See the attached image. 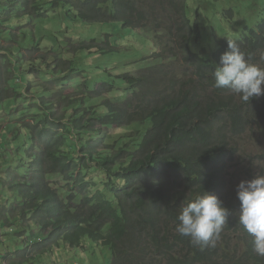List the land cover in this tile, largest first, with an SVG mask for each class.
Listing matches in <instances>:
<instances>
[{
    "label": "trees",
    "instance_id": "trees-1",
    "mask_svg": "<svg viewBox=\"0 0 264 264\" xmlns=\"http://www.w3.org/2000/svg\"><path fill=\"white\" fill-rule=\"evenodd\" d=\"M57 12L66 21L67 45L76 37L70 34L74 21L87 26L80 33L89 36L93 22L125 32L120 38L105 32L61 49L66 58L52 62L71 68L53 77L40 96L32 95L43 84L29 86L25 99L38 111L21 118L14 116L19 113L13 98L19 95L8 93L6 85L14 77L12 64L0 59V113L16 124L2 126V132L10 131L0 133V228L11 231V238L0 241L2 256H21L22 263L14 258V264H27L43 253L95 250L92 242L111 251V264H264L238 221L239 201L227 192L223 175L228 156L236 153L229 138L264 119V94L244 103L213 86L210 72L230 38L215 33L214 50L194 46L193 38L202 34L187 14L186 0H0V57L15 47L1 43L8 34L16 38L8 28L21 26L25 36L32 25L35 36L46 30L39 21ZM164 16L175 45L154 49L157 40H149L154 63L146 58L138 74L128 72L116 57L120 47L130 37L143 39L138 27L145 21L159 24ZM249 32L236 42L250 61L260 60L264 19ZM21 50L19 44L16 51ZM55 51L34 46L26 54L45 62ZM33 52L43 55L35 58ZM142 55L139 50L135 56ZM114 58L122 72L108 66ZM203 192L216 195L229 216L216 247L201 250L175 225L180 206ZM16 235L36 238L26 245L29 252L9 247L21 242Z\"/></svg>",
    "mask_w": 264,
    "mask_h": 264
},
{
    "label": "rangeland",
    "instance_id": "rangeland-1",
    "mask_svg": "<svg viewBox=\"0 0 264 264\" xmlns=\"http://www.w3.org/2000/svg\"><path fill=\"white\" fill-rule=\"evenodd\" d=\"M186 9L188 10L187 14L192 21L198 22L197 24L202 34V39L197 40L196 38H193L191 43L196 47L207 46L211 50H214L217 47L214 38L215 33L217 34V38L227 37L238 40L244 32H249L250 30L255 29L264 19V0H186ZM229 11L232 13H227ZM63 21L65 20L62 19L61 13L60 15L40 20L39 25L46 27V30H41L40 33H36L35 36L30 31L32 25L25 27V36L24 32L20 30L21 26L8 28L10 35L13 32V35H15L16 38L12 37V40H9L10 36L8 34L7 38L1 43L3 46L15 47L14 50L9 53L3 51V53L6 54L4 57H0V59H7L12 64L10 68L11 72L14 73V77L10 79L6 85L9 86L8 93L14 94L15 92L19 95L18 97L13 98L14 108L18 109L19 113V115L15 114L14 116H19V118H21L25 112L35 113L38 111L35 109V106L30 107L32 103L28 106L31 99H25V96H27L25 90H27L29 86L37 83L43 84L44 87L38 91V95H32L40 96V93L44 91V88L50 86V81L53 77L64 74L71 68L68 67L63 69L60 65H57L56 62H52L56 57L58 61L62 58H66L65 55H62L60 51L61 49L68 48L72 41L89 42L93 38H99L105 32H111L114 34V38H120L125 32L123 29L114 27L113 24L93 22L92 24H88V32L92 33L89 36L87 33H80L82 31L84 32L87 26H83L74 21L71 22L75 25L71 26L70 34L75 35L76 37H74L67 45V41L65 40V37H67L65 35L67 25L65 23L66 21ZM144 23L145 24L138 27L140 33L144 34L143 39L136 36L130 37V43L124 47H120L121 54L119 52L116 56L118 59L120 56L124 59V68H129L128 72L132 74H138L141 71L139 70L140 65L142 64L141 66H145L143 62L146 58L148 59L146 62L153 61L152 63H154L152 57L155 51L152 50V52H150L153 45L149 40L152 39L154 41V39H156L158 45L160 44V46L155 44L154 49L156 46L158 49H165L176 43L173 32H171L169 28L170 21L166 16L159 21V24L156 22H150V19ZM14 40L18 41L17 45L13 43ZM19 44H21L22 50L16 51ZM34 46H40L43 50L54 48L56 50L54 52L55 56L50 60L46 58L45 62L42 61V57L32 60L26 53ZM139 50L142 51L144 55L138 59L135 55ZM33 55L36 58L43 54L41 52H33ZM45 55L48 57L51 56L48 52H45ZM171 56V53H167V58ZM261 56L260 60L259 57H257L252 59L251 62L260 67H264V53H262ZM115 59L116 58H114L108 66H112L118 72H122L124 68L117 66L118 64L116 62L118 59L116 61ZM85 61L86 60L84 59L80 60V62ZM33 65L36 66L34 72L31 71ZM3 78H5V72ZM1 82H6V80H1ZM35 87H33V89H35ZM106 96L108 97V95ZM236 97L238 101H241L239 96ZM35 103H38V99H36ZM12 121L13 120L8 118L6 114L0 113V133H2V135L10 131L8 128H5L2 132V126L12 124ZM12 125L16 127V124ZM229 139L231 140V150H235L236 153H234L235 155L228 156L232 158H228L226 162L227 166L224 168L223 175L228 181L229 188L227 189V192L232 194L233 200H238L236 198L235 186L239 181L250 180L254 178L255 175L260 174L261 170H264V119H260L259 116L258 124L254 125L252 129H248L245 134L240 137L234 139L230 137ZM1 151L3 150L1 149ZM237 151L239 152L237 153ZM7 180L5 178L4 181ZM225 229L227 228L225 227L224 230ZM36 230L37 229H35V231L33 230L31 234L32 236ZM10 232L11 231L6 227L0 228V241H6L9 237L11 238L9 235ZM20 238V243L16 244L12 241L9 243V247L16 250L18 245L23 246L24 248L25 243L34 245L36 242L35 237H30L28 240L24 239V236ZM20 238L17 235L15 237L18 242L20 241ZM89 245L95 246V250L88 249L86 252L80 251L77 255H64L61 252L58 259L54 254L42 252L43 254L39 256V260L29 261L27 264H111L112 254L108 248L97 246L92 242H90ZM3 253L6 254V250L0 245V264H14V258L17 261H20V263L23 261L22 258L15 256H11L9 260L8 257L5 258L2 256ZM29 257H31V253ZM24 260L27 261L28 259L26 258Z\"/></svg>",
    "mask_w": 264,
    "mask_h": 264
},
{
    "label": "clouds",
    "instance_id": "clouds-1",
    "mask_svg": "<svg viewBox=\"0 0 264 264\" xmlns=\"http://www.w3.org/2000/svg\"><path fill=\"white\" fill-rule=\"evenodd\" d=\"M226 45L219 63L210 72L213 86L228 89L244 103L264 94V67L252 63L236 40L226 39ZM235 193L239 201L238 221L252 236L257 255L264 256V170L250 180H240ZM228 216L229 210L216 195L195 194L180 206L175 231L189 237L201 250L215 248Z\"/></svg>",
    "mask_w": 264,
    "mask_h": 264
},
{
    "label": "bare ground",
    "instance_id": "bare-ground-1",
    "mask_svg": "<svg viewBox=\"0 0 264 264\" xmlns=\"http://www.w3.org/2000/svg\"><path fill=\"white\" fill-rule=\"evenodd\" d=\"M26 245H27V243H25V245H24V249H25L27 252H29V249H27ZM20 258H21V256H20Z\"/></svg>",
    "mask_w": 264,
    "mask_h": 264
}]
</instances>
